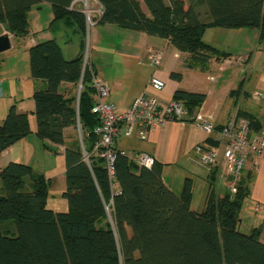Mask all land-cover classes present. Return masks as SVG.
<instances>
[{"label":"trees","instance_id":"obj_1","mask_svg":"<svg viewBox=\"0 0 264 264\" xmlns=\"http://www.w3.org/2000/svg\"><path fill=\"white\" fill-rule=\"evenodd\" d=\"M82 1L0 0V26L15 38L28 37L29 14L48 3L53 10L48 30L54 31L59 23L74 27L85 49L88 26ZM97 1L103 12L94 17L96 25L112 24L166 40L188 54L191 69L231 58L204 41L208 29H250L264 39V0ZM29 57L32 79L46 82L45 89L33 95L36 136L55 155L58 146L66 147L62 197L67 210L48 207L50 181L29 165L10 162L0 168V264H264L262 229L241 227L248 197L243 178L233 199L220 197L217 172L209 170L201 211L191 208L192 181L186 180L176 194L165 183L160 163L142 168L116 149L111 178L103 159L91 157L86 163L80 141L71 147L65 136L66 129H79L86 151L92 152L99 125L92 113L93 66L83 70L84 53L66 59L55 39L32 46ZM81 81L79 99L60 93L62 83ZM174 100L192 113L206 95L178 90ZM237 117L248 120L255 131L262 129L254 115L239 109ZM31 133L30 113L12 105L0 124V163L4 151Z\"/></svg>","mask_w":264,"mask_h":264},{"label":"crops","instance_id":"obj_2","mask_svg":"<svg viewBox=\"0 0 264 264\" xmlns=\"http://www.w3.org/2000/svg\"><path fill=\"white\" fill-rule=\"evenodd\" d=\"M79 3L82 5L84 1ZM29 22L31 27L30 19ZM95 27L96 31L93 35V41L95 40L96 43L99 41L102 43L105 37L110 36V38L106 39L119 40L114 45V56L117 57L116 59L118 61L113 63L111 71L103 68L101 72L96 69L94 64L92 65L96 75L109 85L111 90L109 101L116 106L119 113L126 112L132 102L147 90L148 83L152 77H156L165 83V88L161 91L149 90L151 94L163 103L174 100V95L178 90L206 95V100L203 105L190 113L188 119L183 123L168 122L164 126L152 131L146 140H140L137 134H134L132 137L122 136L116 142V149L131 159L142 153L154 157L156 162L163 166V179L165 183L171 189L178 191L179 194L183 189L185 181L190 179L193 184V200L195 191L198 189V193L203 197L204 207L211 172L207 168L192 165L189 159L193 155L195 147L198 145L214 147L216 145L215 139L217 135L207 134L197 129L193 126L192 119L197 112L212 116L218 129H220L235 118L240 109L258 118L262 124V129H264V103L256 101L251 97L252 93L256 91L264 94V64L262 66L263 68L259 66L254 72L249 71V75L243 84L241 80L239 86L236 88L233 84H229V92L224 96L225 85H227L226 80H224L225 77L220 78L224 83L218 81L215 85L206 86L201 76L204 73H199L197 68H188V54L178 51L168 41L144 32L124 30L112 24L104 26L96 25ZM0 28V36L8 34L13 47V41L16 38L4 26H0ZM211 30H217L216 32L219 36V40L215 44L212 41L209 42L206 40V35ZM246 30L208 29L204 35V41L207 44L217 47L219 50L222 49L221 51L223 52L230 53L229 51L233 49V45L237 43L238 46L239 40H237L236 36L242 37L243 48L247 46L251 47L253 45V39H255L258 44L253 48L254 51L250 50L247 54L241 53L240 56V58L251 60L254 57L255 51H258L261 43H264V39L260 40L257 31ZM32 33L34 32L30 30L29 37H31ZM40 33L34 34V38L30 39V48L40 42L55 39L61 45L65 58L68 60L79 57L85 51L76 29L72 26L68 27L65 23H59L54 31L48 30V33L43 36ZM161 47L165 48L168 52L170 50V55L175 60H171V56L168 57L169 59L164 58L158 69H151L152 67L147 62V51L149 48L158 49ZM219 47L222 48L220 49ZM182 59L184 60L183 64L177 62ZM28 61L30 63L29 55ZM215 64L220 66L219 72H226V69L223 67L224 65H236V68H239L241 73H245V70L241 67L242 65L233 62L231 58L222 62L213 60L210 63L213 66ZM143 65L149 66L150 71L147 72V70L143 69ZM1 72H3V69L0 65V74ZM173 73L180 74L181 78H172L171 74ZM109 74H112L111 77ZM252 79L253 84L251 86ZM34 84V93L45 89L46 86V82L41 80H34ZM241 85L242 89L240 88ZM78 89L79 85L62 83L60 93L66 97L75 96L78 93ZM220 95H223L224 98H220ZM1 101L3 104L7 102L2 109L4 113L3 118L6 116L11 104L16 105L17 110L21 113H30L32 133L27 138L3 152L0 168H4L10 162H20L32 167L36 173L44 175L50 181L49 207L50 195L53 194L54 198L57 196L62 197L66 189V166L64 157L66 147L58 146L57 155L43 148L42 142L36 136L37 125L36 118L33 114L35 111L34 99L26 104L24 98L15 95V93L4 94L2 91L0 92ZM71 130L78 129H66V137ZM57 164L58 170H56ZM243 181L248 189V197L244 200L240 214V218L242 219L241 227L247 230L260 227L262 229L261 241L264 243V160H258V158L251 155L243 172ZM222 195L224 194L221 190ZM65 204L63 207H67V202ZM66 207L63 208L64 211ZM54 209L56 211L57 208L54 206ZM252 211L255 212V215Z\"/></svg>","mask_w":264,"mask_h":264},{"label":"built area","instance_id":"obj_3","mask_svg":"<svg viewBox=\"0 0 264 264\" xmlns=\"http://www.w3.org/2000/svg\"><path fill=\"white\" fill-rule=\"evenodd\" d=\"M90 1L84 2L88 31L90 27L96 25L93 20L96 15L93 14L98 15L103 12L101 6L98 9L90 7ZM162 61V51L155 48L148 49L147 62L153 69H158ZM89 65L87 56H84L83 70ZM91 87L94 92L92 113L97 116L99 125L94 130L95 142L92 152L86 151L84 143L81 149L88 164L91 157L103 159L111 178L115 176L116 142L120 137H132L137 134L140 140H146L152 131L168 122L183 123L190 114L181 102L172 100L163 103L150 93V89L161 91L165 88L164 81L156 77L150 79L147 90L137 97L124 113H119L116 106L109 101L111 90L102 78L93 75ZM81 89L82 81L79 83L78 99ZM251 97L264 103V94L261 92H254ZM192 124L207 134H216L217 138L214 147L204 145L195 147L189 162L196 167L216 171V194L220 197L230 195L233 199L238 192L249 157L253 155L258 160H264V129L255 131L248 120L237 116L218 129L212 116L200 112L193 117ZM133 160L139 167L146 169H152L156 164V159L145 153L137 155ZM222 186L225 192L221 196Z\"/></svg>","mask_w":264,"mask_h":264},{"label":"rangeland","instance_id":"obj_4","mask_svg":"<svg viewBox=\"0 0 264 264\" xmlns=\"http://www.w3.org/2000/svg\"><path fill=\"white\" fill-rule=\"evenodd\" d=\"M89 4L90 7L94 9L99 8V3L97 0H91ZM83 6H85L84 3ZM93 15L97 16L96 13ZM29 19L31 21L30 30L31 32H34L31 34V37L28 36L25 38H16L13 41V47L10 50L0 54V65L1 68L3 69V72H1L0 74L1 75L0 92L3 91L4 94L15 93V95L24 98L26 104L33 100L34 86H35L34 80L32 79L31 66L28 61L30 39L34 38V34H39V32H41L40 33L41 36L48 33V28L50 27V24L53 21V10L51 5L48 3H43L41 8H36L29 14ZM95 31H96V27L92 26L89 28V31L86 34L87 36L85 39L86 46H85L84 56L85 57L87 56L89 64L90 65L94 64L96 69H98L99 71L102 72L103 68L108 71H111L113 63H116L118 61L116 59L117 57L114 56L115 54L114 45H116L119 40L118 41L115 39L107 40L106 38H110L111 37L110 36V37H105L104 42L101 43L99 41L98 43H96L95 40L93 41L94 39L93 35ZM216 31L217 30L209 31L206 35V40L209 42L212 41L215 44V42L219 40V36ZM231 31H235V30H231ZM246 31L249 30L247 29ZM236 37L237 40H239L238 46L236 43L235 45H233L234 46L233 49L230 50L229 52L232 54L231 55L232 61L235 63H240L242 65L241 66L242 69L245 70V73H241L240 69L236 68L237 67L236 65L233 66L224 65L223 67L226 69L225 73L219 72L220 66L217 64H215L214 66L209 65L207 68L204 69L202 67H197L199 73H204L201 76L204 80V84L208 87L215 85L218 81H220V83H224L223 80L222 81L220 80V78L225 77L224 80H226L227 85H225V92L223 93L224 96L229 92L228 89L229 84H233V86L236 88L237 86H239L240 80L242 84L244 83V80H246L247 76L249 75V71L254 72L256 68L259 66L263 68L262 66L264 64V43H261L258 51L257 50L255 51L254 57L251 60H249V62L245 63L244 62L245 59L243 60L240 58L241 53L247 54V52H249L250 50L254 51L253 48L258 43L255 39H253V45L251 47L247 46L243 48L242 37L241 36H236ZM219 48L221 49L222 47ZM158 50L163 52V60L164 58L169 59L168 57L171 56L170 50L168 52L165 48L162 47L158 48ZM166 52H167V57H166ZM171 60H175V58L173 59V57L171 56ZM177 62H181L183 64L184 60L183 59L181 61L178 60ZM143 66H144L143 69L147 70V72L150 71L149 66H145V65ZM109 75L111 77L112 74ZM207 77H209V79H207ZM252 84H253V79L250 85L252 86ZM78 93H79V89H78ZM78 93L77 95H75L76 97H78ZM224 96L220 95V98L221 97L224 98ZM2 101L0 102V124L3 123L5 118V117L3 118L4 113L2 112V109L5 106V104H7V102L3 104ZM12 105L14 104H11L10 107ZM81 138H82L81 132L79 129L71 130V132L67 135L66 138L67 145L73 147L75 146L74 143L81 141L80 140ZM79 143L81 145V142ZM56 170H58V164L56 165ZM172 190L176 194H179L178 191H175L174 189ZM224 192H225V188L224 186H222V193ZM194 196L195 197L191 206L192 210H196V211L203 210L204 200L202 195L198 193V189L195 191ZM65 203L66 200L63 199L62 197L57 196L56 198H54L53 194L50 195L49 208L53 209L55 206V208H57L56 211H64L63 208H65L66 206L63 207V205H66ZM252 212L255 215V212L254 211ZM242 230L244 229L242 228Z\"/></svg>","mask_w":264,"mask_h":264},{"label":"water","instance_id":"obj_5","mask_svg":"<svg viewBox=\"0 0 264 264\" xmlns=\"http://www.w3.org/2000/svg\"><path fill=\"white\" fill-rule=\"evenodd\" d=\"M12 48L10 36L8 34L0 36V54L4 53ZM81 141V147H82V139Z\"/></svg>","mask_w":264,"mask_h":264}]
</instances>
